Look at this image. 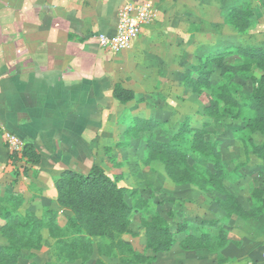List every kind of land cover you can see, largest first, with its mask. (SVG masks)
<instances>
[{
    "label": "crops",
    "instance_id": "0c3cea01",
    "mask_svg": "<svg viewBox=\"0 0 264 264\" xmlns=\"http://www.w3.org/2000/svg\"><path fill=\"white\" fill-rule=\"evenodd\" d=\"M124 1L0 0V182L15 183L31 211L55 208L54 181L65 170L87 174L97 164L112 175L116 165L133 178L128 167L149 160L151 133L183 114L182 65L193 36L183 0H130L150 2L153 21L129 49L104 50L96 35L113 33ZM116 84L134 99L117 100ZM7 133L39 163L21 152L11 158Z\"/></svg>",
    "mask_w": 264,
    "mask_h": 264
},
{
    "label": "rangeland",
    "instance_id": "374dc122",
    "mask_svg": "<svg viewBox=\"0 0 264 264\" xmlns=\"http://www.w3.org/2000/svg\"><path fill=\"white\" fill-rule=\"evenodd\" d=\"M183 2L184 23L189 24L193 35L190 60L188 65H182L183 78L187 74L195 75L198 58L202 59L208 50H216L214 54L225 50L227 54L224 65H209L207 69H212V72L207 77V82L199 86L198 91L184 84L180 100L183 106L181 118L177 119L175 124L164 123L160 130L151 135L156 141L168 142L185 120L191 126L205 125V138L217 144L223 165V168H220L225 170L223 173L226 179L222 182L214 181V185L205 181H200L199 184H176L165 174L164 165L159 159L153 158L156 162L148 165L151 160H148L147 156L143 166L134 164L128 167L129 173L135 171L133 178L132 173L131 176L127 173L124 179V170L113 165L110 168L112 175L105 173L118 186L125 187L123 198L129 206L127 218L134 234L125 233L121 240L130 246V250L122 254L118 248H107L110 245L108 239L92 235L88 238L91 249H86L81 254V259L70 260L68 251L55 249L56 238L46 228H42V242L38 248L34 247L33 242L26 236L19 241L17 248L22 253L15 264H124L123 259L131 260L133 253L155 257L151 264H264V211L258 219L237 215L242 208L248 210L249 214L257 213L263 202L256 199L255 194L260 192L264 197V162L254 153V145L264 143V121L249 107L251 91L258 84L255 79L264 75V65H260L256 57L244 59L246 52L241 50L264 49V2ZM211 43L212 45H207ZM181 120L183 122L178 125ZM142 137L145 138L146 135ZM250 139L254 145L250 143ZM138 141L137 138L134 143ZM11 153L9 151L8 155ZM12 155L16 158V153ZM187 161L202 167L208 166L212 172L216 168H213L207 159L198 158L193 153L188 155ZM139 168H144L143 173L138 172ZM191 174L194 177V172ZM16 187L18 186L15 183L0 182V197H6L9 192L22 197L17 206V213L23 216L27 211H31L27 207L29 201ZM0 201L1 208H12L9 201L1 198ZM218 201L225 204L223 207L227 208L229 216L227 211L218 205ZM46 208L56 212L55 222L60 227L68 223L70 218L84 226L92 225V222H89L92 212L89 208L85 214L77 209L60 206L57 202L55 208ZM46 208L43 212H33L41 217L44 216ZM154 216L165 219L172 231L176 230L179 223L185 221L198 223L203 219L223 220L230 242L216 247L206 242L193 241L201 247L185 250L179 241L192 234V231L185 230L168 236L170 241H173V245L167 247L168 250L163 248L153 252L148 247L145 225L157 222L153 219ZM4 225V215H0V246L7 245L10 238L2 231ZM70 231L71 234L68 232L60 239L70 240L73 236L72 227ZM98 244L103 245L101 252L98 251ZM134 261L141 260L133 258V264H136Z\"/></svg>",
    "mask_w": 264,
    "mask_h": 264
},
{
    "label": "trees",
    "instance_id": "16d2710c",
    "mask_svg": "<svg viewBox=\"0 0 264 264\" xmlns=\"http://www.w3.org/2000/svg\"><path fill=\"white\" fill-rule=\"evenodd\" d=\"M241 50L246 52L244 59L256 57L258 63L264 65V49ZM226 54L227 51L225 50L215 54L214 52L206 53L202 59H199L195 75L187 74L183 78L184 84L192 90L198 91L199 86L207 82V77L212 72V69H207L209 65H224ZM255 81L258 84L251 91L249 107L256 114H259V118L264 121V75L259 79H255ZM113 94L123 104L134 99L133 92L130 89L121 87L119 84L115 85ZM204 126H191L185 120L173 133L174 135L170 141L159 142L151 140L148 143L149 160L153 158L159 159L164 165L167 176L176 184H199L200 181H205L214 185V181L222 182L226 179V175L223 173L225 170L223 171L222 169L220 152L216 143L206 140ZM249 141L252 145L255 144L253 140L250 139ZM192 153L193 155L196 154L198 158L207 159L213 168L216 167L214 172L208 169V166L202 167L197 163H188V155ZM254 153L264 162V143L254 145ZM12 154L9 156L14 158L15 154ZM20 155L30 163L35 164L40 161L39 155L27 145H24ZM221 166L222 168H220ZM192 172H194V177L191 176ZM54 186L57 191L55 200L60 206L68 207L71 210H80L82 214H85L88 208L92 211L91 220H89V222H92V225L84 226L77 220L70 218L68 223L60 227L55 222L56 212L51 209H46L44 216L41 217L36 216L33 211H27L23 216H19L17 206L21 203L22 197L9 192L6 197H0L12 204V208L0 207V215H4L5 218V225L2 231L10 237L7 245L0 246V264L16 263L22 253L17 248V244L25 236L33 242L34 247L38 248L42 242L40 234L42 228H46L56 238L55 249L68 251L71 255L69 256L70 260L81 259V254L86 249H91V242L88 238L92 235L108 239L110 245L107 248H118L122 254L130 250V246L121 240L123 234L133 233L127 218L129 206L123 198L125 187L118 186L115 181L106 175L101 166L97 164L92 165L87 174L65 170L54 181ZM255 197L263 202L257 213L249 214L248 210L242 208L241 211L237 212L238 216L258 219L264 211V197H262L260 192L255 194ZM218 205L224 211H227V208L223 207L225 204L218 201ZM227 216H229V213ZM153 219L157 222L148 226L145 225L148 247L153 252H157V250L163 248L166 250L168 246L171 247L173 241H170L168 236L185 230L192 231V234L179 241V244L185 250H196V248L201 247L194 244L193 241L206 242L216 247L224 246L230 242L223 220L203 219L198 223L185 221L179 223L176 230L172 231L170 225L162 217L154 216ZM70 227H72L73 236L76 237L72 236L70 240L60 239L68 232L71 234ZM101 246L103 245L98 244V251H100ZM133 258L141 260L139 262L134 261L136 264L143 262L151 264L155 259V257H145L138 253H133ZM133 258L131 259L132 261L124 258V264H133Z\"/></svg>",
    "mask_w": 264,
    "mask_h": 264
},
{
    "label": "built area",
    "instance_id": "2783aa9c",
    "mask_svg": "<svg viewBox=\"0 0 264 264\" xmlns=\"http://www.w3.org/2000/svg\"><path fill=\"white\" fill-rule=\"evenodd\" d=\"M155 14L156 9L150 2L125 0L117 11V23L113 33L96 35L98 45L111 52L129 49L141 28L153 21ZM0 129H2L1 122ZM5 143L12 153H20L24 147L23 142L11 133L5 134Z\"/></svg>",
    "mask_w": 264,
    "mask_h": 264
}]
</instances>
